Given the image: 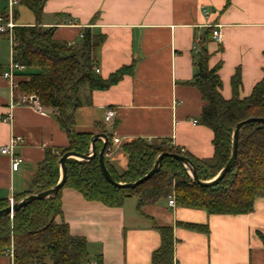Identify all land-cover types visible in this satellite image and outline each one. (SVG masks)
Here are the masks:
<instances>
[{"label":"crops","instance_id":"crops-1","mask_svg":"<svg viewBox=\"0 0 264 264\" xmlns=\"http://www.w3.org/2000/svg\"><path fill=\"white\" fill-rule=\"evenodd\" d=\"M14 1V24L36 25L33 11ZM9 8L10 0H0V15L7 18ZM41 25L55 27L54 38L77 49L86 28L103 34L96 66L104 78L134 64L133 74L108 89L91 90L82 84L74 112L78 132L111 136L106 161L119 173L128 165L123 145L138 138L166 139L198 159L213 156L214 132L198 121L205 102L200 90L188 83L197 73V40L208 29L219 28L223 34L222 42L211 38L206 47L210 66L222 63L219 74L226 99L232 97L231 79L238 68L242 97L264 77V0H47ZM12 49L10 35L0 32V149L12 136L23 139L15 148L23 159L17 170L11 157L0 152V199L11 203L29 190L46 151L70 143L55 108L17 104L13 122L2 120L12 99L11 84L4 78ZM36 72L27 67L21 71ZM109 106L116 116L107 122ZM116 138L120 143H114ZM103 143L100 138L97 149ZM138 205L136 196L116 208L89 201L70 188L62 191L64 219L72 234L87 239L90 264H152L153 252L161 245L155 222L173 227V264H264V196L255 199L251 212L240 215L172 207L169 197L142 210ZM187 224L206 225L208 231ZM0 264H13V258L0 255Z\"/></svg>","mask_w":264,"mask_h":264},{"label":"trees","instance_id":"trees-1","mask_svg":"<svg viewBox=\"0 0 264 264\" xmlns=\"http://www.w3.org/2000/svg\"><path fill=\"white\" fill-rule=\"evenodd\" d=\"M47 0H20L36 16L33 26H15L12 57L36 73H19L15 100L22 95L31 96L43 107L57 110V118L69 136V146L58 151L47 150L38 172L33 176L28 191L17 194L19 201L31 193H39L55 186L60 179L59 159L68 151L86 154L93 136L75 129L74 112L80 106L79 90L84 83L91 90H105L120 82L125 75L134 73V64L124 66L108 78L95 71L97 52L105 36L86 28L80 49L54 38L55 27L41 25ZM208 29L199 43L197 73L193 81L205 102L199 123L214 132V154L198 159L181 148L170 146L168 140L151 142L138 138L123 145L128 165L119 173L106 161L109 172L117 182L131 183L144 177L153 167L156 157L163 152L189 157L196 165L201 180H209L227 164L232 150L233 128L241 121L264 118V77L254 86L252 93L242 97L241 70L231 79L232 97L222 94L223 82L219 71L222 63L211 67V53L206 44L211 40ZM108 148H112L110 135ZM102 148L99 145L98 151ZM67 179L53 199L35 200L15 212L14 216L0 217V255L13 248V264H90L88 241L74 235L65 221L62 191L65 188L80 192L87 200L109 207H121L128 197H139V210L147 204H156L174 193L177 205L206 210L213 215H240L253 210L255 199L264 196V125L245 124L240 132L236 166L216 186L195 183L184 165L166 156L159 172L134 189L119 188L107 181L97 155L91 160L70 158L66 161ZM8 199H0V210L10 206ZM188 227L208 231L206 225L187 224ZM161 234V245L153 252L152 264H173V227L154 223Z\"/></svg>","mask_w":264,"mask_h":264},{"label":"water","instance_id":"water-1","mask_svg":"<svg viewBox=\"0 0 264 264\" xmlns=\"http://www.w3.org/2000/svg\"><path fill=\"white\" fill-rule=\"evenodd\" d=\"M250 122H258L264 125V118L259 117H252L246 120H243L239 122L234 128H233V134H232V150H231V156L227 164L218 172L216 176L209 180H201L198 176L197 168L195 163L187 156L176 154V153H168L163 152L160 153L154 162V165L152 169L141 179L131 182V183H123V182H117L112 177L111 173L108 170V167L106 165V148L109 143V137L105 133H97L94 134L90 141V148L89 151L86 154H78L74 151H68L66 152L58 161L59 167H60V179L58 183L53 186L52 188L39 192V193H31L26 195L24 198H22L19 201H14L8 206L7 208H4L0 210V217L4 215H13L15 212L20 210L21 208L27 206L28 204L32 203L35 200H48L55 198L61 188L64 186L66 179H67V165L66 161L70 158H75L78 160H91L92 158L99 156L100 159V165L102 169V173L107 181H109L111 184H113L116 187L119 188H129L134 189L140 184H142L144 181L148 180L150 177H152L155 173L159 172V170L162 167L163 160L166 156H171L178 161H180L186 170L188 171L191 179L202 186H216L220 183V181L225 177V175L230 172L237 164V157H238V143H239V136L242 127ZM103 138L104 143L100 151L97 149V141Z\"/></svg>","mask_w":264,"mask_h":264},{"label":"built area","instance_id":"built-area-1","mask_svg":"<svg viewBox=\"0 0 264 264\" xmlns=\"http://www.w3.org/2000/svg\"><path fill=\"white\" fill-rule=\"evenodd\" d=\"M15 2L16 1H14V0H10V8H9V13H8L7 18L3 15H0V32L1 33H8L12 39V42L14 40V28L16 26L14 24V21H13V9H12V6H13V4H15ZM212 39L216 42H222L223 34H222L221 29L216 28L213 30ZM200 41H201V39L199 38L197 40L198 44L200 43ZM23 69H24V66L15 62L13 60V57H12L11 62L9 64L6 72L4 73V78L10 82L11 91H12V99L9 103L8 111L3 115V119H2L6 123H12L13 122V118H14L13 110L17 104L32 105V106L39 108V109L42 107L40 103L33 101L31 96H29L27 94L22 95V97L19 101L15 100V92H16V89L18 87V75H19V73H21V71ZM95 71L97 73H99L100 68L95 66ZM115 116H116V110L113 107L109 106L107 111H106V114H105V121L110 122L115 118ZM196 122H198V121L195 120V123ZM22 142H23L22 137L12 136L10 138V141L7 144L3 145L0 149V152L2 154L8 155L11 157L13 170H17L23 161V159L21 157L17 156L16 152H15L16 146L21 144ZM114 143L118 144V143H120V140L118 138H116V139H114ZM111 150H112L111 148H108V149L106 148V154H108ZM169 204L172 207H175L177 205L174 193L169 196ZM6 254H8L9 256H11L13 258L14 257L13 248L9 249Z\"/></svg>","mask_w":264,"mask_h":264},{"label":"rangeland","instance_id":"rangeland-1","mask_svg":"<svg viewBox=\"0 0 264 264\" xmlns=\"http://www.w3.org/2000/svg\"><path fill=\"white\" fill-rule=\"evenodd\" d=\"M11 216H14V214H13V215H11Z\"/></svg>","mask_w":264,"mask_h":264}]
</instances>
